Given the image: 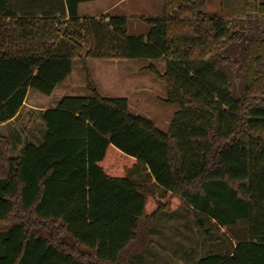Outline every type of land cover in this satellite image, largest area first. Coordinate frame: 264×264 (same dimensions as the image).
Wrapping results in <instances>:
<instances>
[{
  "label": "trees",
  "instance_id": "obj_1",
  "mask_svg": "<svg viewBox=\"0 0 264 264\" xmlns=\"http://www.w3.org/2000/svg\"><path fill=\"white\" fill-rule=\"evenodd\" d=\"M92 0H0V124L28 89L50 94L73 59H163L167 131L124 97L63 96L41 141L0 136V264H131L160 213L184 207L223 253L264 264V2L163 0L145 33ZM90 85V84H89Z\"/></svg>",
  "mask_w": 264,
  "mask_h": 264
},
{
  "label": "rangeland",
  "instance_id": "obj_2",
  "mask_svg": "<svg viewBox=\"0 0 264 264\" xmlns=\"http://www.w3.org/2000/svg\"><path fill=\"white\" fill-rule=\"evenodd\" d=\"M78 10L81 16L122 15L126 18L127 34L138 36L148 29L145 18L162 16L163 0H92L80 3ZM207 11L210 16H217L220 0H207ZM151 68L163 73L164 60L73 59L70 74L50 94L29 89L28 102L36 98L39 103L55 105L63 96L90 95L89 86H92L101 96L124 97L130 113L143 116L161 131H167L179 107L166 101V86L155 77ZM28 114L24 108L13 126L0 127V135H9L10 130L18 129L24 121H36L23 120ZM22 145V142L15 145L11 154L17 155ZM147 239V245L134 255L131 264H196L205 255L223 253L220 242L209 241L184 207L160 213L148 231Z\"/></svg>",
  "mask_w": 264,
  "mask_h": 264
},
{
  "label": "crops",
  "instance_id": "obj_3",
  "mask_svg": "<svg viewBox=\"0 0 264 264\" xmlns=\"http://www.w3.org/2000/svg\"><path fill=\"white\" fill-rule=\"evenodd\" d=\"M112 6L113 4L108 6L105 10H107L108 8ZM100 14L101 13H99V15ZM28 95H29V89L26 92V96L24 98L22 106L20 107L16 116L12 117L8 122L0 124V127H3V126L5 127L7 125L13 126V123H15L16 120H18L24 108L28 110L29 114L23 120H36V121H24V124L20 126L18 129L10 130L11 133L9 135L8 134L0 135V136L7 137L15 145H18L19 142L24 143L25 141L26 142L33 141L35 143H38L39 141H41L43 131H44V125L43 123L37 120H42L41 112L43 110L50 109L56 106V104L46 105L45 103H39V99H36V98L35 100H31L30 102H28Z\"/></svg>",
  "mask_w": 264,
  "mask_h": 264
}]
</instances>
